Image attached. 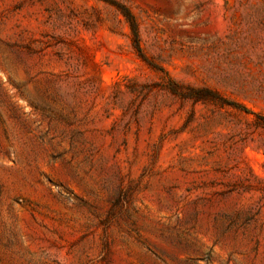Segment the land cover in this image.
<instances>
[{"label": "rangeland", "instance_id": "rangeland-1", "mask_svg": "<svg viewBox=\"0 0 264 264\" xmlns=\"http://www.w3.org/2000/svg\"><path fill=\"white\" fill-rule=\"evenodd\" d=\"M0 264H264V0H0Z\"/></svg>", "mask_w": 264, "mask_h": 264}, {"label": "trees", "instance_id": "trees-1", "mask_svg": "<svg viewBox=\"0 0 264 264\" xmlns=\"http://www.w3.org/2000/svg\"><path fill=\"white\" fill-rule=\"evenodd\" d=\"M122 9H123L122 11L124 15L127 17L128 21L130 22L132 26L134 34L138 37V26H137L135 16L132 14V12L128 8L122 6Z\"/></svg>", "mask_w": 264, "mask_h": 264}]
</instances>
